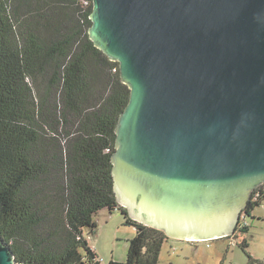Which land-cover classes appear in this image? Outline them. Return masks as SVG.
Wrapping results in <instances>:
<instances>
[{"label":"water","instance_id":"1","mask_svg":"<svg viewBox=\"0 0 264 264\" xmlns=\"http://www.w3.org/2000/svg\"><path fill=\"white\" fill-rule=\"evenodd\" d=\"M90 38L131 95L117 201L169 238L235 234L264 183V0H92ZM0 264H17L0 235Z\"/></svg>","mask_w":264,"mask_h":264},{"label":"trees","instance_id":"2","mask_svg":"<svg viewBox=\"0 0 264 264\" xmlns=\"http://www.w3.org/2000/svg\"><path fill=\"white\" fill-rule=\"evenodd\" d=\"M92 9L0 0V235L17 264H102L84 229L96 232L104 208L136 229L126 261L110 264H159L169 239L117 201L111 156L131 90L90 38ZM263 201L255 190L243 213ZM239 244L249 264H264Z\"/></svg>","mask_w":264,"mask_h":264},{"label":"rangeland","instance_id":"3","mask_svg":"<svg viewBox=\"0 0 264 264\" xmlns=\"http://www.w3.org/2000/svg\"><path fill=\"white\" fill-rule=\"evenodd\" d=\"M94 220L96 232L85 228L84 235L102 264L126 261L129 241L136 235L135 227L124 224L119 210L108 208L99 210ZM240 222L238 226L243 229L237 232V245H232L229 237L195 242L169 238L162 246L159 264H249L250 258L239 244L244 239L248 243L247 252L264 261V201L250 214H242Z\"/></svg>","mask_w":264,"mask_h":264},{"label":"built area","instance_id":"4","mask_svg":"<svg viewBox=\"0 0 264 264\" xmlns=\"http://www.w3.org/2000/svg\"><path fill=\"white\" fill-rule=\"evenodd\" d=\"M257 189H264V183L262 184V185H260L258 188H256L255 190H257ZM258 196H260V192H259V190L257 191V193H256V196L255 197H258ZM235 234L233 235V236H231V239H232V245H236L237 243L235 242Z\"/></svg>","mask_w":264,"mask_h":264},{"label":"clouds","instance_id":"5","mask_svg":"<svg viewBox=\"0 0 264 264\" xmlns=\"http://www.w3.org/2000/svg\"><path fill=\"white\" fill-rule=\"evenodd\" d=\"M233 236V235H232Z\"/></svg>","mask_w":264,"mask_h":264},{"label":"flooded vegetation","instance_id":"6","mask_svg":"<svg viewBox=\"0 0 264 264\" xmlns=\"http://www.w3.org/2000/svg\"><path fill=\"white\" fill-rule=\"evenodd\" d=\"M244 214V213H243Z\"/></svg>","mask_w":264,"mask_h":264}]
</instances>
